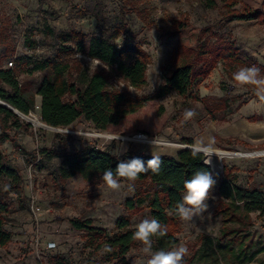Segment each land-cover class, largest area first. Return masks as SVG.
Returning a JSON list of instances; mask_svg holds the SVG:
<instances>
[{
	"label": "rangeland",
	"instance_id": "374dc122",
	"mask_svg": "<svg viewBox=\"0 0 264 264\" xmlns=\"http://www.w3.org/2000/svg\"><path fill=\"white\" fill-rule=\"evenodd\" d=\"M231 1L236 2V8L260 10L264 0ZM105 18L124 24V33L117 40L121 48L136 45L152 57L147 84L142 89L134 88L113 68L79 52L64 55L72 64L68 73L71 83L84 87L87 75L97 69L104 71L114 86L134 97L153 94L167 75L183 63L185 49L195 46L200 37L210 43L218 37L234 41L244 58L264 65V20L228 18L225 0H0V25L8 26L17 44V55L31 58L18 76L24 96L34 98L32 110L19 114L31 127L16 135L10 131L15 140L2 145L4 153L23 175L24 192L10 194L6 229L11 233V241L0 246V264H146L148 257L142 252L140 242L124 258L109 259L105 245L92 244L87 232L75 229L70 222L75 217L91 218L94 225L105 228L107 238H112L119 232L116 222L120 217L130 216L133 228L145 218L152 219L148 208L132 215L126 208V201L134 196L139 184H134V191H130L128 183L121 181L119 190L107 188L100 180L101 175L91 181L81 175L59 180L57 176L66 156L53 155V152H85L97 147L115 155L131 151L176 156L180 149L195 144L243 155L226 158L223 168L218 173L213 171L216 184L207 201L205 218H196L194 222L180 219L175 244H186L189 255L185 259L198 264L207 261L203 253L213 257L215 249L227 264H264V221L257 212L246 214L241 210L238 211L241 221L230 220L221 211L219 194L226 168L238 185L264 192V99L251 86L237 88L232 80V74L245 66L222 60L208 78H199L187 95L172 92L162 99L149 101L141 110L105 131L97 129L85 117L68 127L36 126L27 117L35 112L41 118L40 110L35 107L42 99L37 88L50 74L31 72L32 64L53 57L64 48L57 39L62 32L76 30L89 34L84 41L88 50L90 36L104 33ZM175 20L185 23L180 32H175ZM206 29L210 31L205 34ZM28 39L35 40L32 48L27 45ZM201 64L196 62L197 67ZM185 109H195L197 116L186 121ZM140 131L176 145L150 146L105 135L132 137ZM33 198L41 207L39 214L32 209ZM48 241L57 242V248L46 249ZM219 244L226 245L224 252L219 251Z\"/></svg>",
	"mask_w": 264,
	"mask_h": 264
},
{
	"label": "trees",
	"instance_id": "16d2710c",
	"mask_svg": "<svg viewBox=\"0 0 264 264\" xmlns=\"http://www.w3.org/2000/svg\"><path fill=\"white\" fill-rule=\"evenodd\" d=\"M225 2L226 16L230 19L264 20V1L263 8L260 10H253L251 7L236 8V2L231 0H225ZM103 20L106 29L101 35L92 34L90 36L88 50L84 46V41L89 34L70 30L57 35V39L64 46L60 52L53 57L41 59L32 64L31 72L48 71L50 73L43 78L37 88V94L42 98L40 115L46 124L54 127H68L79 118L85 117L92 121L97 129L105 131L109 126L119 125L126 116L138 112L149 101L162 99L172 92L187 95L199 78H208L218 63L225 59L239 66L254 65L264 74V65L244 58L242 50L234 41L218 37L215 42L210 43L207 40L202 41L200 37L195 46H188L185 49L183 63L167 75L165 82L153 94L134 97L126 90L114 86L109 76L97 69L87 75V83L84 87L71 83L68 73L72 64L64 59V55L79 52L87 53L90 57L113 68L134 88L142 89L147 84V71L152 61L150 54L132 44L121 48L117 40L124 33V24L114 22L110 18ZM184 26L183 20H175V32H180ZM203 31L206 34L210 30ZM34 43L35 40H27L28 47L32 48ZM67 44L70 45L67 46ZM0 47L2 48L0 52V99L18 111L28 114L32 110L34 98L27 99L24 96L18 73L30 64L31 58L17 55L16 41L4 23L0 25ZM9 62H13L12 67H7ZM196 62L202 63L201 66L197 67ZM67 96L76 98L67 99ZM29 127L31 124H25L18 113L0 102V246H6L11 241V233L6 229V215L11 209L10 194L12 192L23 194L24 192L23 175L4 153L2 145L8 140H15V136L11 135L10 131H15L16 135ZM148 137L152 138L149 135ZM194 152H196L195 155ZM53 155L66 156L65 163L57 176V179L62 181L76 175H81L85 180L91 181L102 175L106 169L114 170L121 160L141 158L147 162L152 156L131 151L123 155H115L97 147L85 152L67 154L53 152ZM158 156L162 160L159 173L154 174L149 171L138 177L134 184H139V187L134 196L126 201V208L130 215L148 208L152 218L159 220L167 227V236L152 238L154 250H167L177 242L176 235L180 218L173 210L175 203L182 197L184 181L191 178L197 170L207 169L212 174L213 170L211 165L204 163L206 155L194 149H180L176 156L167 154ZM121 182L129 183L123 179ZM5 184L11 185L10 191H3ZM219 194L222 197L221 211L226 213L230 220L241 221L242 217L238 215V211L241 210L246 214L257 212L258 217L264 221V192L260 189H246L238 185L228 168H226L225 179L219 186ZM70 222L75 229L86 231L92 244L97 243L98 247L103 245L110 247L109 259L124 258L138 242L133 239L135 228L131 227L130 216L118 218L116 225L119 232L112 238H107L105 228L94 225L91 218L75 217L71 218ZM218 247L219 251L224 252L226 245L219 244ZM213 254V257H209L208 254L203 253V256L207 257V261L203 264H227L222 262L218 250H213ZM185 261L186 264H198L193 260L185 259Z\"/></svg>",
	"mask_w": 264,
	"mask_h": 264
},
{
	"label": "clouds",
	"instance_id": "9594fccd",
	"mask_svg": "<svg viewBox=\"0 0 264 264\" xmlns=\"http://www.w3.org/2000/svg\"><path fill=\"white\" fill-rule=\"evenodd\" d=\"M82 58V56H80ZM232 80L235 87L242 88L251 86L255 94L264 99V74L256 66L242 67L232 74ZM184 119L192 120L197 116L195 109H185ZM78 134V133H77ZM117 139H121L118 137ZM150 146L157 143L156 138L148 141ZM126 151V148H125ZM196 152H194V155ZM205 164L211 163L212 153H205ZM162 160L158 155H152L147 162L141 158H132L130 160H121L117 163L115 169H106L100 176L103 184L112 190L121 188V179L128 181L130 191H134V182L141 174L151 171L158 174L161 168ZM119 178V179H118ZM216 184L212 172L207 169L195 171L191 178L186 179L183 183V193L179 201L175 203L174 213L182 221L194 222L196 218L203 220L204 213L208 211L209 205L207 201L210 193ZM11 189L10 184L3 186V191L8 192ZM209 215H211L209 213ZM168 235L167 227L162 225L159 220L145 218L135 226L133 239L140 242L142 252L148 257L146 264H186L185 257L189 255V248L186 244H173L168 249H159L153 251V237L163 238ZM106 252H110L111 248L106 246Z\"/></svg>",
	"mask_w": 264,
	"mask_h": 264
},
{
	"label": "bare ground",
	"instance_id": "6f19581e",
	"mask_svg": "<svg viewBox=\"0 0 264 264\" xmlns=\"http://www.w3.org/2000/svg\"><path fill=\"white\" fill-rule=\"evenodd\" d=\"M36 126H44L47 125L45 124L42 119L39 117V115L35 112H31V114L29 116H27ZM107 136L110 137H114V138H118L121 137L117 134H105ZM121 138L124 139H131V140H135L138 142H144V143H148V141L152 140V138L149 137H136L134 139L129 138L127 136H122ZM157 143L156 144H160V145H176L173 142L168 141L165 138H156ZM191 148H195L198 149L204 153H212V157H211V163L210 165L213 167L215 173H218L222 168H223V162L226 158H234L237 157L239 155H243L240 152H235V151H230V150H226V149H220V148H213V147H205V146H201V145H190ZM245 155H249V154H245ZM207 158V157H206Z\"/></svg>",
	"mask_w": 264,
	"mask_h": 264
},
{
	"label": "built area",
	"instance_id": "2783aa9c",
	"mask_svg": "<svg viewBox=\"0 0 264 264\" xmlns=\"http://www.w3.org/2000/svg\"><path fill=\"white\" fill-rule=\"evenodd\" d=\"M12 66H13V62H9L7 67H12ZM0 102H3V101L0 99ZM35 107H36L37 110H41V102L36 103ZM15 110L17 111L18 114H20V111H18L17 109H15ZM30 114H31V113H30ZM142 136H144V137H148L147 134L142 133V132H139V133H135V134H133L132 137H129V138L134 139V138H136V137H142ZM261 151H262V150H261ZM256 152H257V151H256ZM205 159H206V157H205ZM205 159H204V160H205ZM212 170H213V169H212ZM213 171H214V170H213ZM31 203H32L31 206H32L33 211H34L36 214H39L40 211H41V207L38 205L36 198H33ZM56 248H57V242H55V241H48V242H47L46 249H48V250H54V249H56Z\"/></svg>",
	"mask_w": 264,
	"mask_h": 264
},
{
	"label": "water",
	"instance_id": "95a60500",
	"mask_svg": "<svg viewBox=\"0 0 264 264\" xmlns=\"http://www.w3.org/2000/svg\"><path fill=\"white\" fill-rule=\"evenodd\" d=\"M2 104H4V105H6L8 108H10V109H12L13 111H15L16 113H17V111L15 110V108H13L11 105H9L8 103H6V102H1ZM189 148H191V147H189ZM192 149H195V148H192ZM204 153V152H203ZM210 165V164H209Z\"/></svg>",
	"mask_w": 264,
	"mask_h": 264
}]
</instances>
